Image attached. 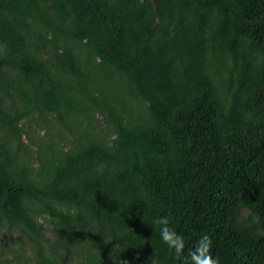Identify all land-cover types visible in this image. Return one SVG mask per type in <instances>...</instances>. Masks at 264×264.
<instances>
[{"label":"trees","instance_id":"trees-1","mask_svg":"<svg viewBox=\"0 0 264 264\" xmlns=\"http://www.w3.org/2000/svg\"><path fill=\"white\" fill-rule=\"evenodd\" d=\"M3 221L39 264H264V0H0Z\"/></svg>","mask_w":264,"mask_h":264},{"label":"rangeland","instance_id":"rangeland-1","mask_svg":"<svg viewBox=\"0 0 264 264\" xmlns=\"http://www.w3.org/2000/svg\"><path fill=\"white\" fill-rule=\"evenodd\" d=\"M257 60V58H255ZM178 70L174 69L171 75L176 76ZM219 97L221 100H225L224 91L219 90ZM136 111L140 113V116L147 120L151 114L149 102L147 100H140L135 103ZM22 124L25 122L21 121ZM40 134H44L43 131H40ZM33 134V133H32ZM35 137L38 138L35 134ZM24 141L28 142L29 139L26 135H24ZM126 167L125 164L121 163H109L107 165L102 164L100 166V171L105 175H114L118 173L120 170ZM242 220L243 222L252 223L254 221L253 212L249 207L242 208ZM48 237H52V232L46 231ZM20 233L8 227L7 223L3 221L2 225H0V258L3 260L9 258L12 259L13 262H5L4 264H39L37 257L35 256V252L30 244L26 246L21 244L18 240ZM21 255V256H19Z\"/></svg>","mask_w":264,"mask_h":264},{"label":"clouds","instance_id":"clouds-1","mask_svg":"<svg viewBox=\"0 0 264 264\" xmlns=\"http://www.w3.org/2000/svg\"><path fill=\"white\" fill-rule=\"evenodd\" d=\"M152 223L155 225L154 230L158 229L160 240L170 250V254L180 260L184 255L186 241L176 230L171 217L159 216ZM213 245V239L209 235H202L188 253L191 264H220L219 258L213 255ZM152 264H157V261L153 260Z\"/></svg>","mask_w":264,"mask_h":264}]
</instances>
